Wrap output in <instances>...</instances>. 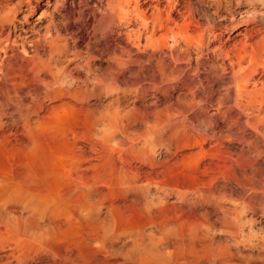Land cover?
<instances>
[{
	"label": "rangeland",
	"instance_id": "1",
	"mask_svg": "<svg viewBox=\"0 0 264 264\" xmlns=\"http://www.w3.org/2000/svg\"><path fill=\"white\" fill-rule=\"evenodd\" d=\"M167 1L0 3V12L15 10L9 29L0 23V36L9 32L2 44L10 45V52L0 55L1 71L13 70L18 89L62 78L63 87L56 83L53 88L65 93L40 106L42 88L34 85L27 101L10 92V103L0 106V178L24 169L65 174L60 186L56 173L48 177L49 186H16L8 179L5 187L0 183L1 201L15 187L25 194L32 189L36 201L56 195V204H47L43 216L45 233L104 237L106 232L110 240L104 237V252L120 264H133L140 256L150 258L147 264H264V0H171L169 7ZM125 16L131 19L121 25L119 18ZM235 73L248 78L239 93ZM65 186L69 192L64 193ZM6 200L0 206L1 228L5 221L26 219L24 212L19 218L6 208L19 196ZM126 233H153L160 239L157 245L145 239L139 249L125 243L128 253L112 240Z\"/></svg>",
	"mask_w": 264,
	"mask_h": 264
},
{
	"label": "bare ground",
	"instance_id": "2",
	"mask_svg": "<svg viewBox=\"0 0 264 264\" xmlns=\"http://www.w3.org/2000/svg\"><path fill=\"white\" fill-rule=\"evenodd\" d=\"M7 1L8 2H10V0H0V3L1 2H6L7 3ZM26 0H17V2L19 3H22V2H25ZM167 4V7H169V6H173L174 4H173V2L171 1V0H168L167 2H166ZM2 4V3H1ZM3 6H5V5H3ZM17 6V5H16ZM121 6V5H120ZM6 7V6H5ZM8 7V6H7ZM18 7V6H17ZM10 8V7H9ZM11 8H13V6L11 7ZM7 9V8H6ZM14 11V12H13ZM132 14V13H131ZM125 15H126V13H125ZM143 17V16H142ZM129 18V17H128ZM14 19H15V10H10L9 9V11H5V12H0V23L1 24H4V25H6L7 26V29H9L12 25V22L14 21ZM131 19V18H130ZM130 19H127V16H125V17H120L119 18V22H121V25H126L127 23H128V21L130 20ZM146 19V18H145ZM23 20V19H22ZM147 20V19H146ZM166 20H168V21H171V19H170V16L169 15H167V19ZM24 21V20H23ZM141 23V22H140ZM143 23H144V21H143ZM142 24V23H141ZM4 25H3V27H4ZM11 25V26H10ZM2 26V25H1ZM141 26H144V25H141ZM145 27H146V25H145ZM144 27V28H145ZM150 27V26H149ZM13 28H14V26H13ZM7 29H6V31H7ZM141 29H142V27H141ZM147 29V28H146ZM150 30V29H149ZM151 30H153V28H151ZM170 30V29H169ZM244 30V29H243ZM5 31V32H6ZM9 31V30H8ZM13 31V30H12ZM138 31V30H137ZM154 31V30H153ZM133 32V31H132ZM9 33V32H8ZM8 33L6 34V36L4 37V36H0V55H1V53H3V51H7V52H10V45H7V46H3V44H2V42H3V39L5 38L6 39V42H7V39H8ZM154 33V32H153ZM0 34H2V33H0ZM137 34H138V32H137ZM144 34V33H143ZM239 34V33H238ZM4 35H5V33H4ZM135 36V35H134ZM137 36V35H136ZM140 38V37H139ZM176 38V37H175ZM4 54V53H3ZM7 54V53H6ZM166 65V64H165ZM49 68V67H48ZM3 70H4V67L2 68ZM1 69V67H0V106L1 107H4V106H2V105H4V103H7V102H9L10 103V101H8V99H10L9 98V93L10 92H14L13 94L14 95H17V93L20 95V96H22L23 98H25L26 99V96H28L27 95V91H29V89L30 88H32V87H34V85H35V87H37V86H41V88L42 89H40L41 91H42V93H41V95H42V98H41V100H40V106H42L45 102H51V101H54V100H56V99H58L59 100V98L60 97H62V96H65V93H63V91H61V90H59V89H54L53 87H54V85L56 86L57 84L56 83H58V87L59 86H61V84L60 83H62L61 82V80H62V78H60V80L57 78V80H59L60 82H57L56 80H55V78H54V80H55V82H53V81H51V82H53L52 84L50 83V82H47L46 80H44V79H39V77H38V79H39V81L38 82H36V83H34V85L32 86V87H29V86H26V87H29V88H20V89H18V86H19V84H16V82L14 81V74L12 73V71H11V69L9 68V69H7L5 72H3V71H1L2 70ZM6 69V68H5ZM60 69H62V68H60ZM58 70V69H57ZM24 71V70H23ZM37 71H38V69H37ZM36 71V72H37ZM48 72V71H47ZM52 72V71H51ZM54 72V71H53ZM56 72V71H55ZM237 72H239V71H237ZM34 73V72H33ZM43 73H45V71L43 72ZM162 73V72H161ZM248 73V72H247ZM32 74V73H31ZM35 74V73H34ZM37 74V73H36ZM59 74V73H58ZM238 73H235V86H236V91H237V93H239L240 91H242L243 89H245L246 88V84H247V80H248V78L246 77V75L244 74L243 76H241L242 74H240V75H237ZM249 74V73H248ZM247 74V75H248ZM28 75V74H27ZM33 75V74H32ZM53 75H54V73H53ZM52 75V76H53ZM67 75V74H66ZM69 75V74H68ZM29 76V75H28ZM36 76V75H35ZM163 76V75H162ZM46 77V76H45ZM54 77V76H53ZM55 77H56V75H55ZM58 77H59V75H58ZM33 78H34V76H33ZM22 79V78H21ZM29 79H32V78H29ZM35 80H36V78H34ZM34 79H32V80H34ZM20 80V79H19ZM19 80H17V83L19 82ZM31 80V81H32ZM21 82V84H20V86L21 85H23L22 83L24 82L23 80L22 81H20ZM255 82V81H254ZM25 84H26V82H25ZM60 84V85H59ZM63 84V83H62ZM68 84V83H67ZM16 85H18V86H16ZM109 85V84H108ZM113 85V84H112ZM24 86V85H23ZM68 86V85H67ZM61 87H63V86H61ZM61 87H59L60 89H61ZM113 87V86H112ZM15 88H17L18 90H16ZM39 88V87H38ZM55 88H57V87H55ZM69 88V87H68ZM39 90V89H38ZM40 90H39V92H40ZM63 90V89H62ZM64 90H66L65 88H64ZM48 91H50V92H48ZM16 92V93H15ZM68 92V91H67ZM69 93H67V95H68ZM71 94V93H70ZM18 96V95H17ZM38 98L40 99V95L38 94ZM73 96V95H72ZM19 98V97H18ZM21 98V97H20ZM20 98H19V100H20ZM29 98V97H28ZM25 99H23L24 101H25ZM38 99V100H39ZM22 100V99H21ZM26 101H27V99H26ZM63 102V101H62ZM52 103V102H51ZM65 103V102H64ZM111 103V102H110ZM27 104H28V102H27ZM26 104V105H27ZM47 104V103H46ZM61 104V103H60ZM72 104V103H71ZM13 105V104H12ZM25 105V104H24ZM62 105H64V104H62ZM51 106V105H50ZM53 106V105H52ZM55 106V105H54ZM53 106V107H54ZM58 106V105H57ZM57 106H55V107H57ZM67 106V105H66ZM9 107H10V104H9ZM8 107V108H9ZM12 107V106H11ZM15 107V106H14ZM25 107H27V106H25ZM34 107V106H33ZM43 107H45V106H43ZM64 107V106H63ZM73 107V106H72ZM110 107V106H109ZM8 108H6V109H8ZM112 108V107H111ZM115 108V107H114ZM118 108V107H117ZM30 109V108H29ZM38 109H40V108H38ZM45 109H46V107H45ZM50 109V108H49ZM49 109H48V111H49ZM56 109V108H55ZM54 109V110H55ZM63 109V108H62ZM119 109H120V107H119ZM51 110V109H50ZM58 110H59V107H58ZM57 109L55 110V111H58ZM108 110H110V109H108ZM114 110V109H113ZM32 111H34L33 109H32ZM38 111V110H37ZM121 111V110H120ZM58 112H61L60 110L58 111ZM174 112H175V110H174ZM54 113V112H53ZM52 113V114H53ZM62 113V112H61ZM72 113V112H71ZM70 113V114H71ZM175 113H177V111L175 112ZM178 113H179V111H178ZM11 114V113H10ZM34 114H35V112H34ZM49 114H51V113H49ZM55 114V113H54ZM64 114V113H63ZM27 115V114H26ZM25 115V116H26ZM174 115V114H173ZM184 115H185V113H184ZM184 115H182V118H183V116ZM1 116V115H0ZM11 116V115H10ZM48 116V115H47ZM50 116V115H49ZM58 116V115H57ZM115 116V115H114ZM119 116V115H118ZM9 117V116H8ZM18 117H20V116H18ZM41 117V116H40ZM39 117V118H40ZM53 117H54V119H55V116L53 115ZM52 117V118H53ZM125 117V116H124ZM185 117V116H184ZM27 118V117H26ZM48 118V117H47ZM62 118V117H61ZM115 118H116V116H115ZM173 118V117H172ZM57 119H58V122H59V117H57ZM107 119V118H106ZM121 119H124L123 117L121 118ZM46 120V119H45ZM62 120H63V118H62ZM116 120V119H115ZM48 121H49V119H48ZM48 121H47V123H48ZM53 121V120H52ZM0 122H1V120H0ZM26 122V121H25ZM38 122V121H37ZM50 122V121H49ZM3 123V122H2ZM63 123V122H62ZM51 124V123H50ZM43 125V124H42ZM45 125V124H44ZM49 125V124H48ZM53 125V124H52ZM55 125V124H54ZM61 125V124H60ZM90 125V124H89ZM117 125H119V124H117ZM1 126V125H0ZM3 126H5V125H3ZM2 126V127H3ZM63 126V125H62ZM64 127V126H63ZM119 127V126H118ZM46 128H48V127H46ZM59 128V127H58ZM72 128V127H71ZM90 128H92V127H90ZM8 129V128H7ZM120 129H121V127H120ZM29 130V129H28ZM91 130V129H90ZM35 131V130H34ZM103 131V130H102ZM148 131V130H147ZM168 131V130H167ZM57 132V131H56ZM151 132V131H150ZM6 133V132H5ZM25 133V132H24ZM102 133V132H101ZM37 134H39V133H37ZM42 134V133H41ZM88 134H89V132H88ZM92 134V133H91ZM90 134V135H91ZM95 134V133H94ZM121 134H122V132H121ZM161 134V133H160ZM2 135V134H1ZM1 135H0V138H1ZM35 135V134H34ZM87 135V134H86ZM89 135V136H90ZM97 135V134H96ZM172 135V134H171ZM40 136V135H39ZM43 136V135H42ZM88 136V137H89ZM94 136V135H93ZM98 136V135H97ZM23 137H24V135H23ZM38 136L36 135V138H37ZM41 137V136H40ZM91 137V136H90ZM95 138H96V136H94ZM128 137V136H127ZM35 138V139H36ZM39 138V137H38ZM80 138H82V137H80ZM134 138H135V136H134ZM164 138V137H163ZM162 138V139H163ZM169 138V137H168ZM28 139H30L29 137H28ZM33 139H34V137H33ZM34 139V140H35ZM43 139V138H42ZM62 139V138H61ZM89 139H91L92 140V138H89ZM99 139V138H98ZM128 139V138H127ZM129 139H130V137H129ZM139 139V138H138ZM33 140V141H34ZM41 140V139H40ZM44 140V139H43ZM88 140V139H87ZM93 140H95V139H93ZM92 140V141H93ZM100 140H101V138H100ZM100 140H98V141H100ZM130 140H132V139H130ZM160 140V139H159ZM168 140V139H167ZM3 141V140H2ZM31 141V140H30ZM36 141H37V139H36ZM97 140H95V142H96ZM133 141V143H134V140H132ZM164 141H166V139L164 140ZM169 141V140H168ZM168 141H166V143L168 142ZM58 142V141H57ZM91 142V141H90ZM94 142V141H93ZM92 142V143H93ZM100 142H102V141H100ZM100 142H96V143H100ZM130 142V141H129ZM22 143V142H21ZM31 143H32V141H31ZM40 143V142H39ZM39 143H38V145H39ZM91 143V144H92ZM96 143H94V144H96ZM132 143V144H133ZM153 143H155V142H153ZM164 143V142H163ZM28 144V143H27ZM33 144V145H32ZM32 144H30V145H32L33 147H34V149L36 148V150H38L37 149V143H35V141L32 143ZM102 144V143H101ZM168 144H169V142H168ZM21 145V144H20ZM93 145V144H92ZM98 145V144H97ZM135 145V144H134ZM133 145V146H134ZM152 145V144H151ZM167 145V144H166ZM175 145V144H174ZM94 146V145H93ZM93 146H91L92 147V149L94 148ZM142 146V145H141ZM169 146H170V144H169ZM26 147V146H25ZM28 147H29V145H28ZM40 147V146H39ZM90 147V148H91ZM99 147H100V145H99ZM152 147V146H151ZM175 147V146H174ZM41 148V147H40ZM43 148V147H42ZM41 148V149H42ZM102 148H103V146H102ZM105 148H106V146H105ZM166 148V147H165ZM30 149V148H29ZM29 149H28V151H29ZM34 149H31L30 151H34ZM41 149H39V150H41ZM91 149V150H92ZM99 149H101V148H99ZM154 149V148H153ZM168 149V148H167ZM166 149V150H167ZM94 150V149H93ZM98 150V149H97ZM164 150V149H163ZM169 150H170V148H169ZM101 151V150H100ZM104 151V150H103ZM37 152V151H36ZM42 152H43V150H42ZM168 151H166V153H167ZM102 153V152H101ZM105 153H107L108 154V152H105ZM169 154H170V151L168 152ZM27 154V153H26ZM29 154V153H28ZM27 154V155H28ZM103 154V153H102ZM150 154V153H149ZM106 155V154H105ZM170 155H172V153L170 154ZM30 156H31V153H30ZM57 156V155H56ZM72 156V155H71ZM147 156V155H146ZM145 156V157H146ZM35 157H36V155H35ZM79 157V156H78ZM90 157V159H91V156H89ZM104 157V156H103ZM57 158V157H56ZM148 158V160H149V158L150 157H147ZM35 159V158H34ZM59 160V159H58ZM85 160V159H84ZM52 161V160H51ZM80 161V160H79ZM86 161V160H85ZM84 161V162H85ZM88 161V160H87ZM89 161H91V160H89ZM34 162H35V160H34ZM66 162V161H65ZM106 162V161H105ZM150 162H153V161H151V158H150ZM155 162V161H154ZM37 163V162H36ZM41 163V162H40ZM88 163V162H87ZM60 164V163H59ZM66 164V163H65ZM36 165V164H35ZM63 165V167H64V164H62ZM73 165H75V164H73ZM88 165V164H87ZM93 165V164H92ZM34 166V165H33ZM47 166V165H46ZM71 165H70V163H69V167H70ZM79 166V167H78ZM77 167L78 168H81L80 167V165H78ZM89 167H90V165L88 166V168H87V170L89 169ZM91 167H93V166H91ZM32 168V167H31ZM83 169H85V167H82ZM83 169H81V170H83ZM91 169V168H90ZM65 170H66V168H65ZM67 170H69V169H67ZM80 170V171H81ZM86 170V169H85ZM85 170H84V172H85ZM87 170H86V172H87ZM187 170V169H186ZM185 170V171H186ZM1 171H2V169H1ZM4 171V170H3ZM90 171V170H89ZM233 171V170H232ZM82 172V171H81ZM85 172V173H86ZM3 173V172H2ZM2 173H1V175H2ZM7 173V172H6ZM56 173V175H55V177L57 178V180H58V186H60V184H65V182H64V176H65V174L61 171V172H57V171H55V169L54 170H46V171H44L43 170V172H41V171H37V170H33V169H24V170H17V171H15V173H13L12 174V176L11 177H5V179H3V177H4V175H3V177H2V179L0 178V183H2V186L3 187H5V185H3V184H10L11 183V180L10 179H12V182H14V185H20L21 184V186H25L24 184H28V183H40V184H47L48 186H49V180H48V177H51V176H53L54 174ZM76 173V172H75ZM74 173V174H75ZM83 173V172H82ZM91 173V172H90ZM89 173V174H90ZM93 173V172H92ZM126 173V172H125ZM131 173V172H130ZM198 172H196L195 174H197ZM225 173H227L226 171H225ZM5 174V173H4ZM8 174H10V173H8ZM72 174V173H71ZM95 174H97V173H95ZM181 174H182V171H181ZM186 174H188V173H186ZM199 174V173H198ZM217 174H219V173H217ZM68 175H69V173H68ZM92 175V174H91ZM98 176L100 175V174H97ZM160 175V174H159ZM174 175V174H173ZM192 175V174H191ZM70 176V175H69ZM80 176V175H79ZM87 176V175H86ZM96 176V175H95ZM165 176V175H164ZM182 176V175H181ZM184 176H186L185 174H184ZM212 176V175H211ZM217 176V175H216ZM222 176V175H221ZM232 176V175H231ZM54 177V176H53ZM136 177V176H135ZM188 177V176H187ZM186 177V178H187ZM192 177V176H191ZM201 177V176H200ZM230 177V176H229ZM77 178H78V176L76 177V181H77ZM82 178H83V175H82ZM90 178V177H89ZM89 178H87L89 181H90V179ZM94 178V176L92 175V178L91 179H93ZM124 178V177H123ZM177 178V177H176ZM194 178H196V177H194ZM203 178V177H202ZM211 178V177H210ZM222 179L224 178V176H222L221 177ZM228 178V177H227ZM226 178V179H227ZM10 180V183H9V181L7 182V180ZM54 179V178H53ZM79 179V178H78ZM84 179V178H83ZM83 179H81V180H83ZM96 179V178H95ZM135 179V178H134ZM205 179H207V178H205ZM225 179V178H224ZM97 180H98V178H97ZM178 180V179H177ZM210 180V182L212 181L211 179H209ZM233 180V179H232ZM235 180V179H234ZM92 181V180H91ZM96 181V180H95ZM99 181V180H98ZM182 181V179H180V182ZM20 182V183H19ZM93 182V181H92ZM158 182V181H157ZM162 182V181H161ZM201 182V181H200ZM231 182V181H230ZM235 182V181H234ZM19 183V184H18ZM53 183H54V181H53ZM60 183V184H59ZM81 183V182H80ZM80 183L78 182V185H80ZM94 183V182H93ZM124 183V182H123ZM131 183V182H130ZM152 183V182H151ZM183 183V182H182ZM95 184V183H94ZM97 185H98V183H96ZM125 184V183H124ZM133 184V183H132ZM159 184H160V182H159ZM176 184H177V181H176ZM181 184V183H180ZM189 184V183H188ZM206 184V183H205ZM212 184V183H211ZM211 184H209V185H211ZM213 184H214V182H213ZM13 185V186H14ZM16 185V186H17ZM39 185V184H38ZM51 185V184H50ZM68 185H70V183H68ZM86 185V184H85ZM84 184H83V186H85ZM118 185V184H117ZM139 185V184H138ZM204 185V184H203ZM1 186V185H0ZM30 186H32L31 184H30ZM46 186V185H45ZM63 186V185H62ZM62 186H61V188H62ZM82 186V185H81ZM91 186H95V185H90V188H91ZM99 186H100V184H99ZM162 186H164V184L162 185ZM174 186H175V184H174ZM190 186H192V185H190ZM198 186V185H197ZM2 187V188H3ZM34 187V186H33ZM69 187H72V186H69ZM86 187V186H85ZM85 187H83V189L85 188ZM107 187V186H106ZM134 187H136L135 185H134ZM133 187V188H134ZM156 187V186H155ZM179 187V186H178ZM231 187V186H230ZM9 187H7L6 189H8ZM10 188H12V185L10 186ZM59 188V187H58ZM64 188V187H63ZM65 188H66V186H65ZM73 188V187H72ZM76 188V187H75ZM87 188V187H86ZM186 188H187V186H186ZM191 188V187H190ZM194 188H196V187H194ZM212 188H213V186H212ZM232 188V187H231ZM21 189H23V187L21 188ZM27 189V188H26ZM25 189V190H26ZM44 189V188H43ZM80 189V188H79ZM107 189V188H106ZM126 189H127V187H126ZM138 189V188H137ZM200 189H201V187H200ZM5 190V189H4ZM67 190V188L64 190V193H65V191ZM73 190V189H72ZM75 190H77V189H75ZM85 190V189H84ZM83 190V191H84ZM87 190V189H86ZM95 190V189H94ZM93 190V191H94ZM108 190V189H107ZM106 190V191H107ZM111 190V189H110ZM130 190V189H129ZM135 190V189H134ZM191 190V189H190ZM198 190V189H197ZM219 190V189H218ZM223 190V189H222ZM6 191V190H5ZM31 191H32V189H31ZM31 191H28V190H26V194L25 193H22L23 191H21V190H19V189H17L16 187L15 188H13V190H11V192H9L8 194H7V197H6V194L3 196L4 198H3V201L4 200H6L7 202H8V200H9V198H11L12 197V195H15L16 197L17 196H19V199H20V201H18V203H17V201H15L17 204L16 205H10V206H8L7 205V207L6 208H8V212L9 213H11V215H14V216H17V217H21V216H23L22 214H23V212L25 213L24 215H26L25 217H26V219H25V221L23 222L22 220H20V219H18L17 217V220H16V222L15 221H13L12 220V218L14 217H9V218H11V220H12V222H10V224H9V222L7 223L5 220H4V218H2L4 221H5V226L3 227V228H1L0 227V264H120L121 262H114V261H112L113 260V258L111 257V256H109V254L106 252H104V250H105V248H107L106 246V239L104 238V237H107V235H109L108 233H106L105 231V235H104V237H100L101 235H99V236H97V237H93V236H95L94 234L92 235V237L90 236V237H84V236H86V235H84V236H78L79 234H77V236H73L72 234H71V236H69L70 234H69V232H67L66 230H65V228H66V226H63V227H65L63 230L64 231H66L67 232V234H69V235H65V234H53V235H48L47 233H45V231H44V228L43 227H45V226H43L42 227V224H43V222L45 221H43V216H44V214H45V211H46V209H47V204H49V203H55L56 204V200H55V198L54 197H57L56 195L53 197V196H51V195H49V199H47V200H39V201H36L35 200V198H33L34 196V194L31 192ZM41 191V190H40ZM48 191V190H47ZM52 191V190H51ZM82 191V190H81ZM88 191V190H87ZM112 191V190H111ZM131 191H133V190H131ZM138 191H139V189H138ZM187 191V190H186ZM195 191V190H194ZM220 191V190H219ZM3 192V191H2ZM7 192V191H6ZM50 192V191H49ZM66 192H69V190H67ZM79 192V191H78ZM84 192H86V191H84ZM95 192H97V191H95ZM99 192V191H98ZM137 192V191H136ZM184 192H185V190H184ZM201 192V191H200ZM217 192V191H216ZM223 192V191H222ZM231 192V191H230ZM25 194V195H21V194ZM63 193V192H62ZM61 193V194H62ZM75 193H76V191H75ZM87 193V192H86ZM86 193L84 194L85 196H87L86 195ZM90 193V192H89ZM89 193H87V194H89ZM109 193V192H108ZM134 193V192H133ZM167 193V192H166ZM209 193V192H208ZM211 193V192H210ZM219 193V192H218ZM97 194H99V193H96V195ZM110 194V193H109ZM126 194V193H125ZM139 195H140V193H138ZM196 194V193H195ZM217 194V193H216ZM69 195V194H68ZM82 195V194H81ZM90 195V194H89ZM95 195V194H94ZM186 195V194H185ZM0 196H2V193H0ZM84 196V197H85ZM98 196H100V194L98 195ZM136 196V195H135ZM195 196V195H194ZM212 196V195H211ZM216 196V195H215ZM38 197V196H37ZM58 197H59V195H58ZM81 197V196H80ZM139 197H141V195L139 196ZM138 197V198H139ZM208 197V196H207ZM213 197V196H212ZM218 197V196H217ZM60 198V197H59ZM90 198V197H89ZM89 198H87V199H89ZM195 198H198V197H195ZM203 198V197H202ZM68 199V198H67ZM204 199H205V197H204ZM212 199V198H211ZM223 199V198H222ZM12 200V199H11ZM61 200V199H60ZM71 200V199H70ZM79 200V199H78ZM90 200V199H89ZM220 200V199H219ZM3 201H1V197H0V206L2 205V204H4V202ZM100 201H101V199H100ZM195 201V200H194ZM202 201V200H201ZM204 201V200H203ZM82 202V201H81ZM90 202V201H89ZM88 202V203H89ZM159 202V201H158ZM10 203V202H9ZM11 203H12V201H11ZM75 203V202H74ZM80 203V202H79ZM195 203V202H194ZM202 203V202H201ZM63 204V203H62ZM102 204H103V202H102ZM193 204V203H192ZM218 204V203H217ZM89 205V204H88ZM91 205V204H90ZM195 205V204H194ZM193 205V206H194ZM82 206V205H81ZM104 206V205H103ZM53 207V206H52ZM88 207V206H87ZM106 207H107V205H106ZM106 207H104V208H106ZM221 207V206H220ZM51 208V207H50ZM63 208H66V207H64L63 206ZM75 208V207H74ZM100 208H101V206H100ZM220 209H222V208H220ZM219 209V210H220ZM248 209V208H247ZM250 209V208H249ZM63 210H65V209H63ZM84 210V209H83ZM85 210H86V207H85ZM84 210V211H85ZM87 210H89V209H87ZM86 210V211H87ZM223 210V209H222ZM225 210V209H224ZM224 210L222 211V212H224ZM234 210V209H233ZM242 210V209H241ZM52 211V210H51ZM66 211V210H65ZM85 211V212H86ZM212 211V210H211ZM226 211V210H225ZM237 211V210H236ZM243 211V210H242ZM244 212V211H243ZM8 213V214H9ZM77 213H78V211H77ZM236 213V212H235ZM10 215V214H9ZM10 215V216H11ZM69 215H70V213H69ZM223 215H225V217H226V213H224ZM229 215H230V213H229ZM233 215H235V214H233ZM8 216V215H7ZM85 216V215H84ZM228 216V215H227ZM64 217H66V215H64ZM76 217V216H75ZM82 217V216H81ZM225 217H223V218H225ZM6 218V217H5ZM15 218V217H14ZM49 218H51V217H49ZM55 218V217H54ZM54 218H52V219H54ZM57 218H58V216H57ZM56 218V219H57ZM60 218H61V216H60ZM67 218V217H66ZM70 218V217H69ZM77 218H79L78 216H77ZM84 218V217H83ZM222 218V217H221ZM227 218V217H226ZM232 217H230V219H231ZM72 217L70 218V221H72ZM75 219V218H74ZM81 219V218H80ZM79 219V220H80ZM92 219V218H91ZM230 219L228 220V218L226 219V220H228V222H229V224H231L230 223ZM15 220V219H14ZM48 220V219H47ZM221 219H219V221H220ZM225 220V221H226ZM231 220H234V219H231ZM0 221H1V218H0ZM3 221V222H4ZM20 222V225L18 224L19 222ZM43 221V222H42ZM51 221V220H50ZM56 221V220H55ZM59 221H60V219H59ZM58 221V222H59ZM62 221H64V220H62ZM62 221H60L61 223H62ZM66 222H67V219L65 220ZM96 221V220H95ZM94 221V222H95ZM223 221V220H222ZM2 222V223H3ZM14 222V223H13ZM65 222V223H66ZM77 222V221H76ZM102 222V221H101ZM205 222V221H204ZM1 223V222H0ZM57 222H55V224H56ZM65 223L63 222V225H65ZM222 223V222H221ZM226 223V222H225ZM82 224V223H81ZM86 224V223H85ZM94 224V223H93ZM99 224V223H98ZM223 224V223H222ZM233 224V223H232ZM235 224H236V222H235ZM234 224V225H235ZM2 226H3V224H1ZM0 225V226H1ZM44 225V224H43ZM57 225L59 226V224L57 223ZM61 225V224H60ZM66 225H69V224H67L66 223ZM77 225V224H76ZM87 225V224H86ZM96 225V224H95ZM100 225H101V223H100ZM240 225H243V224H241L240 223ZM48 226V225H47ZM46 226V227H47ZM51 226H52V224H51ZM89 226V225H88ZM94 226V225H93ZM151 226V225H150ZM48 227H50V226H48ZM60 227V226H59ZM62 227V228H63ZM91 227V226H90ZM101 227V226H100ZM105 227V226H104ZM236 227V226H235ZM234 227V228H235ZM78 228V227H77ZM83 228V227H82ZM84 228H85V226H84ZM173 228V227H172ZM171 228V229H172ZM193 228V227H192ZM91 229V228H90ZM94 229H95V226H94ZM94 229H92V231L94 230ZM190 229V228H189ZM62 230V229H61ZM69 230V229H68ZM82 230V229H81ZM81 230H80V233H81ZM196 230V229H195ZM209 230V229H208ZM86 231V230H85ZM90 231V230H89ZM107 231V230H106ZM131 231H133V230H131ZM193 231H194V229H193ZM239 231H240V229H239ZM238 231V232H239ZM250 231V230H249ZM60 232V231H59ZM70 232H71V230H70ZM115 232V231H114ZM170 231H168V233H169ZM189 232V231H188ZM253 232V231H252ZM62 233H63V231H62ZM73 233V232H72ZM77 233H79L78 231H77ZM84 233V232H83ZM88 233V232H87ZM91 233V232H90ZM97 233V232H96ZM95 233V234H96ZM118 233H119V231H118ZM157 233H158V231H157ZM163 233V232H162ZM161 233V234H162ZM167 233V232H166ZM166 233H163L162 235H164V234H166ZM254 233V232H253ZM74 234V233H73ZM86 234V233H85ZM89 234V233H88ZM102 234V233H101ZM107 234V235H106ZM122 234V233H121ZM170 234V233H169ZM76 235V234H75ZM90 235V234H89ZM115 235V234H114ZM243 235V234H242ZM110 236V235H109ZM111 236H112V234H111ZM117 236V237H116ZM115 236V238L113 237L112 238V240L113 239H115V240H117L118 242H120L121 243V248H124V245H125V243H129V245H132L133 246V248L134 247H136V248H138L137 247V245H138V243L139 242H141V241H144L145 239H147L149 242L151 241L152 242V240H154L153 242H155L156 241V245H157V242H158V240L160 239L159 237H156V235H154L153 233H149V234H146V235H139V234H135V235H132V233H130V234H125V235H116ZM157 236H160V235H157ZM165 236H167V238H169V235H164V237ZM175 236V235H174ZM170 237H171V235H170ZM177 237H178V235H177ZM247 237V236H246ZM109 237H107V239H108ZM161 238H162V236H161ZM166 238V237H165ZM172 238V237H171ZM238 238V237H237ZM243 238V237H242ZM162 239H164V238H162ZM176 239V238H175ZM245 239V238H244ZM109 240H110V238H109ZM108 240V241H109ZM115 240H114V242H115ZM173 240V239H172ZM163 240H161V242H162ZM167 241H169L168 239H167ZM150 242V243H151ZM164 242V241H163ZM249 242H250V240H249ZM110 243V242H109ZM113 243V242H112ZM231 243V242H230ZM53 244H55V246L57 247V248H60L61 250V254L60 253H56V251L53 249ZM117 244V243H116ZM124 244V245H123ZM153 244V243H152ZM163 244V243H162ZM234 244V243H233ZM244 244H246V243H244ZM127 245V244H126ZM125 245V248L127 249V251H128V249L130 248V246L129 245H127L126 246ZM155 245V244H154ZM155 245V246H156ZM108 246H110L109 244H108ZM113 246V245H112ZM129 246V247H128ZM154 246V247H155ZM162 246V245H161ZM164 246V245H163ZM162 246V247H163ZM242 246V245H241ZM114 247V246H113ZM161 247V248H162ZM165 247V246H164ZM220 247V246H219ZM226 247V246H225ZM55 248V247H54ZM117 248V247H116ZM115 248V249H116ZM135 248V250H137ZM255 248V247H254ZM139 249V248H138ZM158 249V248H157ZM165 248H163V250H164ZM145 250V249H144ZM215 250V249H214ZM217 250V249H216ZM113 251V250H112ZM115 251V250H114ZM126 251V250H125ZM140 251H143V250H140ZM58 252V251H57ZM137 252V251H136ZM139 252V251H138ZM96 253H99V254H96ZM117 253H119V252H117ZM123 253V252H122ZM128 253H130V251H128ZM146 253V252H145ZM148 253V252H147ZM125 254V253H124ZM138 254V253H137ZM114 255V254H113ZM142 255V254H141ZM153 255V254H152ZM186 255H189V254H186ZM207 255V254H206ZM124 256H127L126 254L124 255ZM204 256V255H203ZM211 256V255H210ZM216 256V255H215ZM219 256V255H218ZM135 257V256H134ZM189 257V256H188ZM220 257V256H219ZM129 258H130V255H129ZM196 258H198V257H196ZM196 258H195V260H196ZM127 259V258H126ZM125 259V260H126ZM189 259V258H188ZM131 260V259H130ZM150 261V258L148 259V257H146V258H144V257H139L137 260H136V262L135 263H133V264H147L148 262L147 261ZM203 260H204V257H203ZM127 261H129V259L127 260ZM126 262V261H125ZM131 262V261H130ZM168 262V261H167ZM171 262V261H170ZM149 263H151L152 264V262H149ZM159 262H157V264H158ZM161 263V262H160ZM159 263V264H160ZM124 264V263H123ZM128 264H129V262H128ZM131 264V263H130ZM154 264V263H153ZM156 264V263H155ZM169 264H172V262L171 263H169Z\"/></svg>",
	"mask_w": 264,
	"mask_h": 264
}]
</instances>
